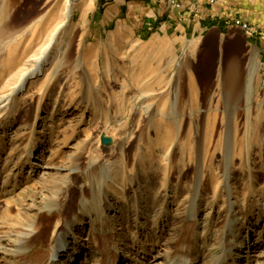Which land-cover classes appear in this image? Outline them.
<instances>
[{
    "label": "rangeland",
    "instance_id": "1",
    "mask_svg": "<svg viewBox=\"0 0 264 264\" xmlns=\"http://www.w3.org/2000/svg\"><path fill=\"white\" fill-rule=\"evenodd\" d=\"M107 1L0 0V252L33 226L57 264H264V49L232 26L255 19L194 0L201 32L140 41L101 33ZM65 4L62 54L12 90Z\"/></svg>",
    "mask_w": 264,
    "mask_h": 264
},
{
    "label": "crops",
    "instance_id": "2",
    "mask_svg": "<svg viewBox=\"0 0 264 264\" xmlns=\"http://www.w3.org/2000/svg\"><path fill=\"white\" fill-rule=\"evenodd\" d=\"M193 1L108 0L104 9L100 10L101 33L124 25L132 30L140 41L171 36L176 41L183 42L185 38L201 32L197 24H190V13L186 5ZM230 6L237 7L239 16L243 19H248L247 13L250 12L255 19V25L259 28L264 26V0H224L215 13L223 14ZM200 7L202 9V5ZM259 36V45L263 50L264 33L260 32Z\"/></svg>",
    "mask_w": 264,
    "mask_h": 264
},
{
    "label": "bare ground",
    "instance_id": "3",
    "mask_svg": "<svg viewBox=\"0 0 264 264\" xmlns=\"http://www.w3.org/2000/svg\"><path fill=\"white\" fill-rule=\"evenodd\" d=\"M71 12H72L71 6L69 4H65V7L61 9L60 14L56 13L55 17L57 23L53 28V30L45 36V39L34 49L32 54H30L28 57L26 56L27 57L26 61H28L26 63H29L28 66H26L25 62H23L25 63L23 65L26 67L23 66L22 67L23 69L20 70V72L18 71L19 73L15 72L14 75H16L17 79L12 87V90L19 89V87L23 85L26 79L36 78L37 76L43 75V68L47 64L50 57L49 55L52 53V49L54 48V46H56L54 52L55 56H58V54L60 55L62 54L63 50L61 51V49H62L63 41L58 42L57 39L61 31V28L64 24L63 22L64 18L69 19V17L71 16ZM239 26L246 35L251 37L250 33H246L244 31V25H239ZM1 37L2 36H0V38ZM11 37H12L11 35L7 37L8 41L11 39ZM256 56H257V51L253 49L252 55L249 58V63L247 68V75H246L247 91L250 90L253 79L255 77L256 68H257V64L255 61ZM49 208H53V207H49ZM49 211L52 210L49 209ZM29 227L25 228L24 231L21 230L16 231L15 234L18 240H15L14 244H10L11 242L4 243V245L1 246L2 251L0 252V256L1 254H6V252L7 254L13 256L23 253L27 257L31 258V264H57L58 261L57 259L61 255V252H63L64 249L65 251H67V246H65V240L63 239V237L61 235L54 236V238L51 241H49V243L41 245L39 243H35L34 241L30 240L31 238H29V236L30 233H33V226H29ZM40 249H43V251ZM66 255L67 254H65V256ZM71 263L72 262H70V264ZM15 264H21V263H15Z\"/></svg>",
    "mask_w": 264,
    "mask_h": 264
},
{
    "label": "built area",
    "instance_id": "4",
    "mask_svg": "<svg viewBox=\"0 0 264 264\" xmlns=\"http://www.w3.org/2000/svg\"><path fill=\"white\" fill-rule=\"evenodd\" d=\"M210 2L212 3L213 0H210ZM233 25H244V31L246 33H250L251 37H257L259 36L260 32H262L261 28L250 25L248 22H245L239 18L234 19V21L232 22V26Z\"/></svg>",
    "mask_w": 264,
    "mask_h": 264
},
{
    "label": "water",
    "instance_id": "5",
    "mask_svg": "<svg viewBox=\"0 0 264 264\" xmlns=\"http://www.w3.org/2000/svg\"><path fill=\"white\" fill-rule=\"evenodd\" d=\"M100 141H101L102 145H109V144L112 143L111 137L105 135L104 132H102L101 135H100Z\"/></svg>",
    "mask_w": 264,
    "mask_h": 264
}]
</instances>
